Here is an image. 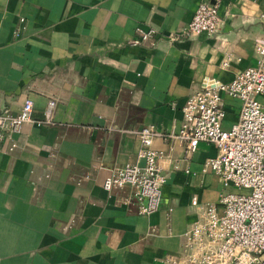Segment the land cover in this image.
Returning <instances> with one entry per match:
<instances>
[{
	"label": "crops",
	"instance_id": "0c3cea01",
	"mask_svg": "<svg viewBox=\"0 0 264 264\" xmlns=\"http://www.w3.org/2000/svg\"><path fill=\"white\" fill-rule=\"evenodd\" d=\"M199 1L0 0V109L32 100L31 119L0 143V264H167L179 252L190 197L216 202L225 188L203 166L212 143L184 155L168 134L201 77L230 80L264 34V0H204L217 3L219 28L188 35ZM135 26L156 34L131 44ZM221 105L228 127L239 100L221 93ZM143 125L158 132L151 146L166 176L149 214L101 187L136 159Z\"/></svg>",
	"mask_w": 264,
	"mask_h": 264
},
{
	"label": "built area",
	"instance_id": "2783aa9c",
	"mask_svg": "<svg viewBox=\"0 0 264 264\" xmlns=\"http://www.w3.org/2000/svg\"><path fill=\"white\" fill-rule=\"evenodd\" d=\"M264 23V12L259 13ZM23 19L19 18V22ZM220 25L217 3L199 1L184 26L188 35L213 34ZM137 44L154 37L156 29L135 26ZM19 30H14L18 35ZM173 38V37H171ZM254 61L237 71L228 81L203 75L198 87L180 106L178 129L168 136L181 142L184 155L199 141L212 143L216 151L203 161L224 190L216 202L190 203L195 215L182 233L179 252L164 258L167 264H264V34L252 41ZM231 57L221 61L226 66ZM221 93L239 100L235 120L222 126L224 109ZM32 100L23 98L15 112L0 109V143L4 132L19 131L30 120ZM49 118V109L44 112ZM138 139L136 159L112 168L101 181L110 197L133 204L141 214L153 212L160 200V189L166 176L159 164L163 152L151 146L158 134L143 125L133 131ZM241 189H246L244 192Z\"/></svg>",
	"mask_w": 264,
	"mask_h": 264
},
{
	"label": "rangeland",
	"instance_id": "374dc122",
	"mask_svg": "<svg viewBox=\"0 0 264 264\" xmlns=\"http://www.w3.org/2000/svg\"><path fill=\"white\" fill-rule=\"evenodd\" d=\"M228 188H225V190H227ZM242 191L246 192L247 190L246 189H241Z\"/></svg>",
	"mask_w": 264,
	"mask_h": 264
}]
</instances>
